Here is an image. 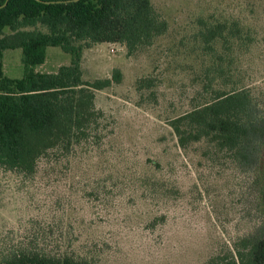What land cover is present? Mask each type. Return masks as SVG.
<instances>
[{
    "label": "rangeland",
    "instance_id": "rangeland-1",
    "mask_svg": "<svg viewBox=\"0 0 264 264\" xmlns=\"http://www.w3.org/2000/svg\"><path fill=\"white\" fill-rule=\"evenodd\" d=\"M151 3L167 23L151 44L83 51L85 81L121 72L95 92L102 115L89 138L47 150L34 171L0 161V259L31 250L90 264H222L244 251L260 220L253 176L205 140L181 148L171 124L216 92L246 86L264 103V0ZM70 63L49 47L36 69ZM3 64L24 77L21 48Z\"/></svg>",
    "mask_w": 264,
    "mask_h": 264
},
{
    "label": "trees",
    "instance_id": "trees-1",
    "mask_svg": "<svg viewBox=\"0 0 264 264\" xmlns=\"http://www.w3.org/2000/svg\"><path fill=\"white\" fill-rule=\"evenodd\" d=\"M0 0V161L34 171L47 150L88 139L101 112L95 92L120 82L117 78L83 79L85 48L99 43L126 45L132 54L167 31L151 0ZM42 25L48 32L37 29ZM12 33L5 35V29ZM35 28L34 30H27ZM59 47L71 63L57 73L36 72L46 61L47 49ZM21 48L25 75L5 76L3 54ZM117 80V81H116ZM215 97L173 121L179 145L187 149L205 140L250 171L259 225L241 242L246 246L222 264H264V103L249 87L214 93ZM0 264H90L71 256H50L19 250Z\"/></svg>",
    "mask_w": 264,
    "mask_h": 264
},
{
    "label": "crops",
    "instance_id": "crops-1",
    "mask_svg": "<svg viewBox=\"0 0 264 264\" xmlns=\"http://www.w3.org/2000/svg\"><path fill=\"white\" fill-rule=\"evenodd\" d=\"M48 50V49H47ZM3 57H4V54H3ZM46 59H47V56H46ZM41 66V65H40ZM64 66H68V65H64ZM38 67V66H37ZM3 68H4V64H3ZM35 70H36V72H38L37 71V69L35 68ZM39 73H41V72H39Z\"/></svg>",
    "mask_w": 264,
    "mask_h": 264
},
{
    "label": "water",
    "instance_id": "water-1",
    "mask_svg": "<svg viewBox=\"0 0 264 264\" xmlns=\"http://www.w3.org/2000/svg\"><path fill=\"white\" fill-rule=\"evenodd\" d=\"M8 1H9V0H7V2L5 3V5H4V6H6V5H7Z\"/></svg>",
    "mask_w": 264,
    "mask_h": 264
}]
</instances>
